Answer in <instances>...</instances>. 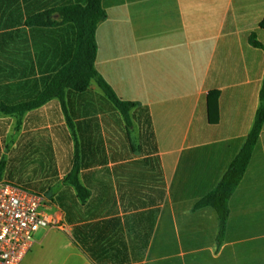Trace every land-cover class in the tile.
Returning a JSON list of instances; mask_svg holds the SVG:
<instances>
[{"label": "crops", "instance_id": "obj_1", "mask_svg": "<svg viewBox=\"0 0 264 264\" xmlns=\"http://www.w3.org/2000/svg\"><path fill=\"white\" fill-rule=\"evenodd\" d=\"M73 2L85 0H0V13ZM101 6L95 67L117 96L136 102L129 126L94 81L83 92L67 89L65 110L54 98L18 116L60 106L73 142L67 168L77 142L88 195L81 203L72 189V203L57 217L62 225L51 226L64 235L70 261L264 264V121L228 199L220 242L214 208L195 206L253 125L264 76V0H101ZM6 28L19 34L0 39V53L13 45L0 55V69L22 78L0 82V100H25L67 57L73 32L65 23ZM91 91L115 116H95ZM49 230L34 239L26 259ZM52 235L51 246H62Z\"/></svg>", "mask_w": 264, "mask_h": 264}, {"label": "trees", "instance_id": "obj_2", "mask_svg": "<svg viewBox=\"0 0 264 264\" xmlns=\"http://www.w3.org/2000/svg\"><path fill=\"white\" fill-rule=\"evenodd\" d=\"M10 15H15V13L12 12ZM103 17L104 10L101 6V0L63 3L57 8H45L39 12H26L25 14L18 13L17 18L11 21V26H17L20 22L25 27L69 24L73 32L72 45L67 57L61 60L57 67H53L51 72L43 76L41 90L25 100L13 102L0 100V113L20 116L54 98L61 102L65 110L64 99L67 89L83 92L88 89L91 81H94L102 90L104 97L113 105L114 109L120 112L127 126H129L130 111L135 107L136 102L124 100L117 96L95 67L97 48L95 30ZM15 35L17 34L12 32L6 33L9 39H13ZM259 100L253 125L241 148L232 158L215 187L195 203L196 207L211 206L216 211L219 220L218 242L222 240L226 226L229 213L228 199L246 169L264 121V76ZM77 147L75 140L70 167L63 174L61 182L64 186L73 189L76 197L83 203L88 195V189L80 179L81 158Z\"/></svg>", "mask_w": 264, "mask_h": 264}, {"label": "rangeland", "instance_id": "obj_3", "mask_svg": "<svg viewBox=\"0 0 264 264\" xmlns=\"http://www.w3.org/2000/svg\"><path fill=\"white\" fill-rule=\"evenodd\" d=\"M11 13H0V39L6 40V33L15 30L6 28L17 18L18 12L15 15H10ZM14 32L19 34L18 29ZM12 46L9 43L4 44L0 55L8 53ZM4 69L5 66L0 69V82L22 78L20 74ZM87 97L96 105L95 116H115L110 113L108 105L101 103L97 93L91 91ZM80 111L81 115H86L89 110L79 109V113ZM65 118L64 112L56 103L46 104L22 117L16 114H0V178L17 182L43 194L48 206L46 212L56 226L62 225L57 217L62 216L63 211L68 209L73 197V190L61 182L63 174L68 170L70 148L73 144L72 139L66 138L67 131L64 132L68 127ZM55 228L47 227L50 229L49 236L43 239L42 246L33 248L30 257L26 259L24 256L21 264H73L67 255L64 235ZM45 230L46 228H39L33 235L34 239L43 238ZM51 235L59 238L62 246H51Z\"/></svg>", "mask_w": 264, "mask_h": 264}, {"label": "built area", "instance_id": "obj_4", "mask_svg": "<svg viewBox=\"0 0 264 264\" xmlns=\"http://www.w3.org/2000/svg\"><path fill=\"white\" fill-rule=\"evenodd\" d=\"M43 194L0 179V264H19L31 249L34 233L54 225Z\"/></svg>", "mask_w": 264, "mask_h": 264}]
</instances>
